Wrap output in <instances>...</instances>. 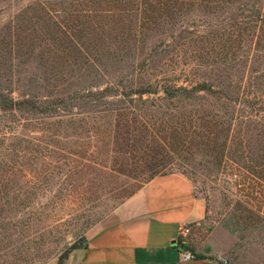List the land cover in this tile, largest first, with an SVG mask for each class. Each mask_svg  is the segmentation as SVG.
I'll return each instance as SVG.
<instances>
[{"label":"trees","instance_id":"obj_1","mask_svg":"<svg viewBox=\"0 0 264 264\" xmlns=\"http://www.w3.org/2000/svg\"><path fill=\"white\" fill-rule=\"evenodd\" d=\"M187 39L192 65L158 70ZM137 43L150 70L63 92L69 65ZM175 169L196 193L201 175H232L244 199L226 225L264 243V0H0V217L29 207L28 192L79 201L118 177ZM84 223L57 264L85 245Z\"/></svg>","mask_w":264,"mask_h":264},{"label":"rangeland","instance_id":"obj_2","mask_svg":"<svg viewBox=\"0 0 264 264\" xmlns=\"http://www.w3.org/2000/svg\"><path fill=\"white\" fill-rule=\"evenodd\" d=\"M197 16H202L197 18L199 20L210 21L199 11L190 17ZM180 42L169 53L165 52L162 58L157 59L158 70H179L192 65L191 60L195 54L192 48L195 45L189 39L184 40L187 46L180 45ZM146 50L142 44L137 43L131 49L118 51L116 48L111 56L100 63L83 64L80 61L69 65L73 68L65 73L66 81L61 85L63 92L90 87L91 84H99L98 87H101L119 80L124 82L136 79L134 72L137 74L138 67L150 70L149 66H152L147 62ZM175 163L170 162L172 167L177 168ZM203 178L201 175L195 184L199 189L196 194L204 201V216L197 222L184 224L187 229L184 244L188 241L197 252L210 253L208 256L223 264H264V243L256 237V231L253 230L251 236L241 239L240 233L226 225L235 200L244 199L243 191L234 185L233 176L219 173L215 177L205 178V184L202 183ZM135 180L127 176L118 177L115 184L110 182L99 185L79 201L72 202L64 192L57 199L56 194L47 189L37 190L36 194L28 192L26 204L29 207L8 217H0V238L3 237L0 264H57L59 255L74 241L76 232L87 219L92 224L84 230L85 235L90 228L113 214L129 190L147 182L138 179V183ZM189 180L193 182L191 178ZM203 184L205 191L202 190ZM6 232L9 237L4 238Z\"/></svg>","mask_w":264,"mask_h":264},{"label":"crops","instance_id":"obj_3","mask_svg":"<svg viewBox=\"0 0 264 264\" xmlns=\"http://www.w3.org/2000/svg\"><path fill=\"white\" fill-rule=\"evenodd\" d=\"M204 212V201L185 175H156L90 228L85 245L63 264H223L207 252H201L204 258L182 257L180 226L201 220Z\"/></svg>","mask_w":264,"mask_h":264},{"label":"built area","instance_id":"obj_4","mask_svg":"<svg viewBox=\"0 0 264 264\" xmlns=\"http://www.w3.org/2000/svg\"><path fill=\"white\" fill-rule=\"evenodd\" d=\"M185 223H183L181 226H180V230H179V234H178V241H180L181 243H184V237L186 235V232H187V229L186 227L184 226ZM182 257L183 259L185 260H189V259H192L194 257L193 253L189 250H183L182 252Z\"/></svg>","mask_w":264,"mask_h":264}]
</instances>
